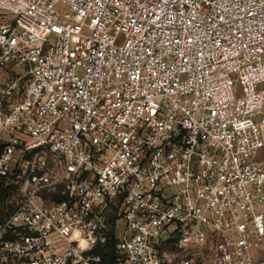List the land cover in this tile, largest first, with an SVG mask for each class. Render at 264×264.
<instances>
[{
  "label": "built area",
  "instance_id": "built-area-1",
  "mask_svg": "<svg viewBox=\"0 0 264 264\" xmlns=\"http://www.w3.org/2000/svg\"><path fill=\"white\" fill-rule=\"evenodd\" d=\"M0 264H264V0H0Z\"/></svg>",
  "mask_w": 264,
  "mask_h": 264
},
{
  "label": "trees",
  "instance_id": "trees-1",
  "mask_svg": "<svg viewBox=\"0 0 264 264\" xmlns=\"http://www.w3.org/2000/svg\"><path fill=\"white\" fill-rule=\"evenodd\" d=\"M0 145V152H1ZM17 192V187L9 185L5 187L3 182H0V216L1 219L8 216L14 211V206L10 205V198ZM116 217L111 218V227L106 235V242L98 245L92 252L95 256L100 257L101 264H114L117 257V239L115 234L114 223Z\"/></svg>",
  "mask_w": 264,
  "mask_h": 264
},
{
  "label": "rangeland",
  "instance_id": "rangeland-1",
  "mask_svg": "<svg viewBox=\"0 0 264 264\" xmlns=\"http://www.w3.org/2000/svg\"><path fill=\"white\" fill-rule=\"evenodd\" d=\"M10 184L9 185H11V182H9ZM20 198H21V196L19 195V193H14V195L10 198V205L13 203V204H15L17 201H19L20 200Z\"/></svg>",
  "mask_w": 264,
  "mask_h": 264
}]
</instances>
